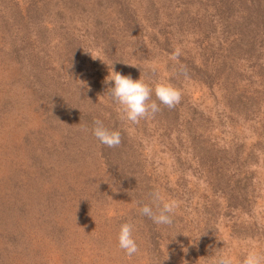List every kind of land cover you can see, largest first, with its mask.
<instances>
[{"label":"rangeland","instance_id":"374dc122","mask_svg":"<svg viewBox=\"0 0 264 264\" xmlns=\"http://www.w3.org/2000/svg\"><path fill=\"white\" fill-rule=\"evenodd\" d=\"M260 8L0 0V264H209L220 249L240 264L264 253ZM111 67L169 82L181 102L122 120ZM97 118L121 133L118 147L95 138ZM156 189L179 202L172 225L139 211ZM125 222L131 257L118 246Z\"/></svg>","mask_w":264,"mask_h":264},{"label":"clouds","instance_id":"9594fccd","mask_svg":"<svg viewBox=\"0 0 264 264\" xmlns=\"http://www.w3.org/2000/svg\"><path fill=\"white\" fill-rule=\"evenodd\" d=\"M179 56L180 50L176 49L172 54V59L176 60ZM92 58L97 59L93 56ZM151 68L155 71L154 65ZM180 71L185 75V78H188L184 66H181ZM109 81H114L115 86L109 88L107 93L119 106L120 118L132 123H139L141 119L154 117L161 111L159 104L172 109L182 99L181 90L169 82L157 81L153 87L145 82L142 76L134 80L131 76L115 71L113 67L109 69V75L105 78V83ZM153 91L155 100H152ZM93 125L92 133L101 144L109 148L118 147L121 144V133L118 130L109 129L98 118L94 119ZM84 130L87 131V129ZM150 196L151 204H143L139 208L140 213L157 225H172L173 214L179 207V202L175 199H166L158 189L153 190ZM118 246L129 257L138 253L139 248L133 237V225L130 222H125L120 226ZM209 264H234V261L227 251L220 249L212 255ZM240 264H264V253L255 250L249 251Z\"/></svg>","mask_w":264,"mask_h":264},{"label":"trees","instance_id":"16d2710c","mask_svg":"<svg viewBox=\"0 0 264 264\" xmlns=\"http://www.w3.org/2000/svg\"><path fill=\"white\" fill-rule=\"evenodd\" d=\"M256 3H257V7L261 5L260 9H264V6H263L264 5V0H256ZM260 9H258V10H260Z\"/></svg>","mask_w":264,"mask_h":264}]
</instances>
